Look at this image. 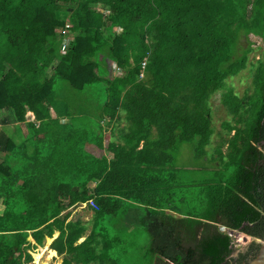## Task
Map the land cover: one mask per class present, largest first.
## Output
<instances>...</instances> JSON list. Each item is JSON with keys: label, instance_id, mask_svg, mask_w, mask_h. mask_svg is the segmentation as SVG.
<instances>
[{"label": "trees", "instance_id": "trees-1", "mask_svg": "<svg viewBox=\"0 0 264 264\" xmlns=\"http://www.w3.org/2000/svg\"><path fill=\"white\" fill-rule=\"evenodd\" d=\"M218 91L234 124L211 149ZM1 110L26 132L0 122V264H34L54 230L62 264H232L219 226L264 237V0H0ZM88 200L76 244L62 213Z\"/></svg>", "mask_w": 264, "mask_h": 264}, {"label": "rangeland", "instance_id": "rangeland-1", "mask_svg": "<svg viewBox=\"0 0 264 264\" xmlns=\"http://www.w3.org/2000/svg\"><path fill=\"white\" fill-rule=\"evenodd\" d=\"M248 41L250 42L249 47L251 48V51L247 54L245 67L242 70H240L236 75L228 77L225 82L226 86L239 97H243L245 95L252 93V73L253 72H252L251 66H253V64L260 57L261 52H262V46H263L262 40L259 37L254 36L252 34L248 35ZM239 45H242V42H240ZM221 93H222L221 91L214 93L211 96L210 102H209L210 122L213 128V131H214V133L211 136V140H210L211 149L216 146V144L221 140L222 137L223 139L224 137H228L226 136V131L221 126L222 123L227 122V123H230V125L234 124L227 109L221 104V101H220ZM25 116H26V121L27 120L29 121L32 119V115L30 114L26 113ZM4 118H6L7 120L5 127L7 128L8 134L14 135V133L17 130V126L21 129V132H24V133L26 132V127L24 123L22 124L16 123V121L12 118V116L8 114V111L1 110L0 111V122ZM0 125H2V123H0ZM231 134L232 132L229 133L228 135H231ZM224 149L225 147L223 146L222 150ZM189 150H190L189 144H182L179 147L178 153L175 156V161L177 164H179V166L199 164V163L196 164L192 161L191 155L188 156L186 152H189ZM213 165H215V163H213ZM197 166H200V165H197ZM67 211L69 214H72V219L76 217L80 221L82 220L83 223L88 224V226L86 227L89 228V224L91 223V216H92V211L90 210L89 207L78 206V207L72 208L71 210H67ZM68 217L67 219L71 218V216L69 218ZM221 232L226 233L231 238L233 249L235 250L233 253L234 256L238 255V253H242V254L245 253L247 247L253 241V239L248 238V237L246 239H244L243 237L240 238L239 235H243L242 233H239L238 235H236L235 232L228 234L226 230L221 231ZM133 239L135 240L137 244L145 245L148 242V235L144 231L140 230L139 232H136L135 234H133ZM46 243H47V240L45 238L43 245L41 247H36L33 249L32 257H33L34 264H48L46 260H47V255L50 254V252L46 251L47 250V247L45 246ZM53 262H55V259H52L50 264H52Z\"/></svg>", "mask_w": 264, "mask_h": 264}, {"label": "crops", "instance_id": "crops-1", "mask_svg": "<svg viewBox=\"0 0 264 264\" xmlns=\"http://www.w3.org/2000/svg\"><path fill=\"white\" fill-rule=\"evenodd\" d=\"M114 30H115V28H114ZM27 114L32 115L30 112H28ZM27 121H28V120H27ZM29 121H33V115H32V119L29 120ZM120 126H122V124H121ZM118 140H119V139H115L116 142H118ZM140 145H141V144H140ZM69 210H71V209H69ZM63 213L66 214V213H68V211H65V212H63ZM69 215L71 216V218H69V217H70ZM173 215H176V214L173 213ZM68 216H69V217H68L69 219H66V221H69V220H72V221H74V220H79V219H77L76 217H74V218L72 219V214H69V213H68ZM79 221H80V220H79ZM80 222H82V220H81ZM82 223H83V222H82ZM83 224H85V226H88V224H86V223H83ZM90 226H91V223L89 224V228H90ZM89 228H88L87 231L85 232L84 236L80 237V238L76 241V244H79L80 242H82V241L85 239V237H86L87 234H88ZM53 232H56V234H55V235L53 234L52 239H51V241L49 242L50 244H51V242H52V241L58 236V234H59V231H58V230H54ZM49 243H48V245L50 246ZM49 246L47 247V250H46V251H49L50 254L47 255V260H46V262H48V264H50L51 260H52V259H55V262H53L52 264H62V256L57 255L55 251H53V250H51V249L49 248ZM48 256H49V258H48Z\"/></svg>", "mask_w": 264, "mask_h": 264}, {"label": "water", "instance_id": "water-1", "mask_svg": "<svg viewBox=\"0 0 264 264\" xmlns=\"http://www.w3.org/2000/svg\"><path fill=\"white\" fill-rule=\"evenodd\" d=\"M219 230L220 231L226 230L228 234L235 232L236 235H238L240 233L235 230L226 229L223 226H219ZM243 236H244V239H246L247 237L252 238L251 236H247L245 234H243ZM254 240L258 244V252L248 264H264V239L255 238Z\"/></svg>", "mask_w": 264, "mask_h": 264}, {"label": "flooded vegetation", "instance_id": "flooded-vegetation-1", "mask_svg": "<svg viewBox=\"0 0 264 264\" xmlns=\"http://www.w3.org/2000/svg\"><path fill=\"white\" fill-rule=\"evenodd\" d=\"M253 239V241L249 244V246L247 247L245 253H238V255L234 256L232 254V258H233V263L232 264H248L254 257L255 255L257 254L258 252V244L255 242V238H251ZM261 239H264V237H262ZM251 244H254L257 246V251H255L251 246ZM235 251V250H234ZM234 253V252H233ZM240 255H243V258L240 259Z\"/></svg>", "mask_w": 264, "mask_h": 264}, {"label": "built area", "instance_id": "built-area-1", "mask_svg": "<svg viewBox=\"0 0 264 264\" xmlns=\"http://www.w3.org/2000/svg\"><path fill=\"white\" fill-rule=\"evenodd\" d=\"M144 63H145V61L142 62V68L144 67ZM79 206L80 207L84 206V207L93 208V207H95V204H94L93 200H88L85 203H81Z\"/></svg>", "mask_w": 264, "mask_h": 264}, {"label": "bare ground", "instance_id": "bare-ground-1", "mask_svg": "<svg viewBox=\"0 0 264 264\" xmlns=\"http://www.w3.org/2000/svg\"><path fill=\"white\" fill-rule=\"evenodd\" d=\"M239 236H240V238H241V237H243V238H244V236H243V235H239ZM240 238H239V239H240Z\"/></svg>", "mask_w": 264, "mask_h": 264}]
</instances>
